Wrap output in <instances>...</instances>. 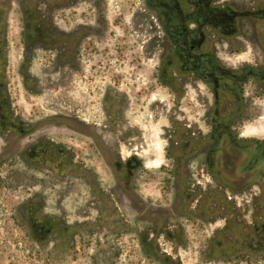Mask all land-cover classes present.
<instances>
[{"label":"rangeland","instance_id":"1","mask_svg":"<svg viewBox=\"0 0 264 264\" xmlns=\"http://www.w3.org/2000/svg\"><path fill=\"white\" fill-rule=\"evenodd\" d=\"M65 1L0 0V264H225L202 256L210 228L186 232L185 245L161 240V248L174 253L170 261L155 251L157 243L155 252L144 249L152 252L151 260L138 255L137 231H125L123 216L135 229L145 225L141 211L171 221L172 192L159 194L166 176L147 169L139 179L141 195H133L141 208L128 211L127 197L112 191L110 163L76 132L82 113L98 121L96 104L112 92L113 82L127 92L131 83L132 97L150 92L162 44L156 15L143 0ZM36 27L77 28L88 36L78 53L79 68L60 66L61 53L72 52H45L42 36L24 44L22 29ZM56 38L62 47V35ZM11 122L26 135L18 136ZM151 126L143 155L165 165L158 128ZM79 150L83 154L76 155ZM156 205H161L158 216L152 211Z\"/></svg>","mask_w":264,"mask_h":264},{"label":"flooded vegetation","instance_id":"2","mask_svg":"<svg viewBox=\"0 0 264 264\" xmlns=\"http://www.w3.org/2000/svg\"><path fill=\"white\" fill-rule=\"evenodd\" d=\"M143 2L156 15L162 35L150 92L132 97L131 83L127 92L113 82L112 92L96 104L98 121L82 113L76 132L110 163L116 182L112 191L127 197L128 211L141 208L133 195H141L139 179L147 169L166 176L160 179L159 194L172 192L171 221L140 210L145 225L135 229L123 216L125 231H137L138 255L151 260L147 253L160 250L170 261L174 253L161 248V240L185 245L186 232L210 228L204 259L259 264L264 260V0ZM79 31L36 27L23 28L20 35L24 44L42 36L45 52L69 49L72 54L61 53L58 64L77 69L79 50L88 38ZM58 34L60 48L54 43ZM150 125L158 128L165 165L143 155ZM9 126L18 136L26 135L16 123ZM95 174L91 170L98 178ZM160 206L152 209L156 216Z\"/></svg>","mask_w":264,"mask_h":264}]
</instances>
